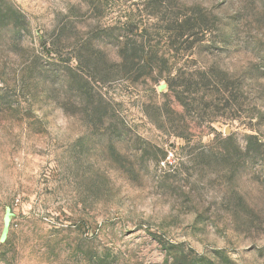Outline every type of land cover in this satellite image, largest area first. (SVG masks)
<instances>
[{"label":"rangeland","instance_id":"rangeland-1","mask_svg":"<svg viewBox=\"0 0 264 264\" xmlns=\"http://www.w3.org/2000/svg\"><path fill=\"white\" fill-rule=\"evenodd\" d=\"M0 264H264V0H0Z\"/></svg>","mask_w":264,"mask_h":264},{"label":"water","instance_id":"water-1","mask_svg":"<svg viewBox=\"0 0 264 264\" xmlns=\"http://www.w3.org/2000/svg\"><path fill=\"white\" fill-rule=\"evenodd\" d=\"M5 233V232H4ZM2 237H4V234H3V236Z\"/></svg>","mask_w":264,"mask_h":264}]
</instances>
